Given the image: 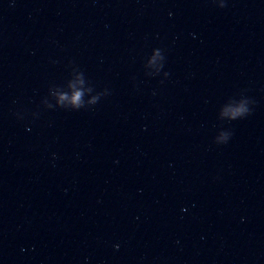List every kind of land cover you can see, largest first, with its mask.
Wrapping results in <instances>:
<instances>
[{
    "label": "water",
    "instance_id": "water-1",
    "mask_svg": "<svg viewBox=\"0 0 264 264\" xmlns=\"http://www.w3.org/2000/svg\"><path fill=\"white\" fill-rule=\"evenodd\" d=\"M0 264H264V94L185 0H0Z\"/></svg>",
    "mask_w": 264,
    "mask_h": 264
}]
</instances>
